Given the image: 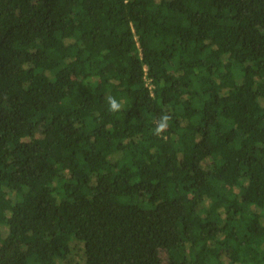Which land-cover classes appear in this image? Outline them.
<instances>
[{
    "label": "trees",
    "instance_id": "trees-1",
    "mask_svg": "<svg viewBox=\"0 0 264 264\" xmlns=\"http://www.w3.org/2000/svg\"><path fill=\"white\" fill-rule=\"evenodd\" d=\"M0 264H264V0H0Z\"/></svg>",
    "mask_w": 264,
    "mask_h": 264
},
{
    "label": "clouds",
    "instance_id": "clouds-1",
    "mask_svg": "<svg viewBox=\"0 0 264 264\" xmlns=\"http://www.w3.org/2000/svg\"><path fill=\"white\" fill-rule=\"evenodd\" d=\"M108 103V111L112 113L119 112L122 108V104L117 101V99L111 95L106 97ZM171 116L167 113L162 114L155 121V128L153 130V134L156 136H161L168 128V122L170 121Z\"/></svg>",
    "mask_w": 264,
    "mask_h": 264
},
{
    "label": "built area",
    "instance_id": "built-area-1",
    "mask_svg": "<svg viewBox=\"0 0 264 264\" xmlns=\"http://www.w3.org/2000/svg\"><path fill=\"white\" fill-rule=\"evenodd\" d=\"M146 81V85H147V87H148V89H150L151 90V88H152V85L149 83V80H145Z\"/></svg>",
    "mask_w": 264,
    "mask_h": 264
},
{
    "label": "rangeland",
    "instance_id": "rangeland-1",
    "mask_svg": "<svg viewBox=\"0 0 264 264\" xmlns=\"http://www.w3.org/2000/svg\"><path fill=\"white\" fill-rule=\"evenodd\" d=\"M167 131H168V128H167V130L163 134H165Z\"/></svg>",
    "mask_w": 264,
    "mask_h": 264
}]
</instances>
